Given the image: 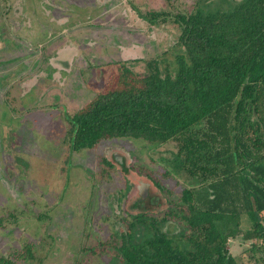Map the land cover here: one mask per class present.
<instances>
[{
  "label": "rangeland",
  "instance_id": "obj_1",
  "mask_svg": "<svg viewBox=\"0 0 264 264\" xmlns=\"http://www.w3.org/2000/svg\"><path fill=\"white\" fill-rule=\"evenodd\" d=\"M197 2L0 0V254L18 264H110L130 214L161 219L175 205L164 229L181 230L182 190L201 186L175 171L179 142L107 138L72 151L65 113L105 90L117 61L145 73L158 59L174 73L183 53L174 18ZM151 11L166 19L141 16ZM252 245L243 235L227 243L239 264H264V243Z\"/></svg>",
  "mask_w": 264,
  "mask_h": 264
},
{
  "label": "trees",
  "instance_id": "obj_2",
  "mask_svg": "<svg viewBox=\"0 0 264 264\" xmlns=\"http://www.w3.org/2000/svg\"><path fill=\"white\" fill-rule=\"evenodd\" d=\"M165 15L141 14L153 23ZM174 19L183 51L176 71L164 72L158 59L145 73L128 60L115 62L110 85L65 113L70 148L90 149L107 138L176 140L175 171L199 177L201 188L182 190L186 210L177 213L184 221L177 234L164 229L176 205L161 219L130 214L110 264H239L229 238L243 235L253 250L264 243V0H198ZM0 264L18 262L0 254Z\"/></svg>",
  "mask_w": 264,
  "mask_h": 264
}]
</instances>
